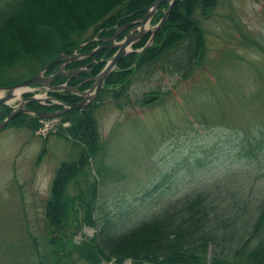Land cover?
Returning a JSON list of instances; mask_svg holds the SVG:
<instances>
[{
  "label": "rangeland",
  "instance_id": "374dc122",
  "mask_svg": "<svg viewBox=\"0 0 264 264\" xmlns=\"http://www.w3.org/2000/svg\"><path fill=\"white\" fill-rule=\"evenodd\" d=\"M201 23L208 53L187 78L148 70L130 84V103L118 107L106 93L93 108L101 148L84 166L87 179L77 175L67 190L73 194L95 175L94 220L99 225L104 216L135 224L162 203L202 191L224 176H233L231 185L239 202L254 201L264 187V149L254 160L239 156L242 137H249L259 121L264 122V81L259 79L264 77V0H221ZM29 71L17 64L0 72V80L19 81L31 75ZM149 91H158L160 98L140 105L137 100ZM259 91L263 93L253 99ZM34 93L48 95L39 89ZM62 121L39 120L35 130L8 123L0 130V264L50 263L44 241L51 181L62 162L76 160L81 152L79 145L59 133L69 124ZM224 216L218 213V218ZM231 216L237 218L233 226L215 233L218 245L209 243V262L212 256L243 261L240 247L226 244L235 234L247 237L252 215L239 211ZM109 225L106 236L121 233ZM96 230L80 224L73 239L88 240ZM258 241L254 237L244 248ZM36 243L40 256L34 250ZM75 262L85 264L78 258ZM102 264L116 263L102 260Z\"/></svg>",
  "mask_w": 264,
  "mask_h": 264
},
{
  "label": "trees",
  "instance_id": "16d2710c",
  "mask_svg": "<svg viewBox=\"0 0 264 264\" xmlns=\"http://www.w3.org/2000/svg\"><path fill=\"white\" fill-rule=\"evenodd\" d=\"M153 1L0 0V72L12 70L23 63L29 73H33L59 53L71 50L96 33L108 36L112 34L114 25L139 18ZM220 2L177 0L156 31L152 43L142 51L125 55L108 73L95 102L82 110L72 109L60 116L62 122L68 121L69 124L61 127L59 133L79 145L81 152L76 160L62 162L51 181L50 196L45 204L47 235L44 246L49 247L45 256L50 261L46 264H77L75 258L85 264H102V260L121 264L128 258L138 264H207L209 243L218 245L215 233L233 226L237 218L231 215L239 211L248 217L252 215L250 233L247 237L235 234L226 245L237 244L243 261L212 256L209 264H264V187L254 201L246 198L239 202L231 185L233 176H224L202 191L181 194L162 203L149 216L131 225L107 216L103 217L100 225L94 220L98 194L95 175L91 182L87 180L86 186L76 187L73 194L67 190L77 175L87 177L84 166L90 165V158H95L101 148L98 124L92 112L100 104L101 95L108 93L115 105L122 107L130 103L128 90L139 73L158 69L166 75L187 78L205 61L208 53L201 18L209 16ZM166 7V2L160 4L152 24L162 17ZM147 37L135 46H143ZM249 41L252 42L251 38ZM93 45L87 44L81 50ZM112 52L102 49L95 56L109 57ZM103 65V62L93 64L92 74H96ZM54 67L55 64L49 70ZM259 79L264 81V77L259 76ZM11 82L0 80V85ZM88 85L89 82L84 86ZM261 93L259 91L251 97L258 98ZM53 94L68 102L78 99L69 92ZM159 98L158 91H149L137 101L146 105ZM29 107L37 110L54 108L36 103H31ZM9 112L10 107L0 104V120ZM259 122L253 132L246 135L249 137H242L240 158L254 160L263 154L264 122ZM39 124V117L20 113L8 125L35 130ZM218 213L225 216L218 218ZM109 223L116 229H122L121 233L106 236ZM80 224L96 227L97 230L88 240L76 242L73 237ZM254 237L260 238V241L245 249L246 243ZM34 250L40 256V244L36 243Z\"/></svg>",
  "mask_w": 264,
  "mask_h": 264
},
{
  "label": "water",
  "instance_id": "95a60500",
  "mask_svg": "<svg viewBox=\"0 0 264 264\" xmlns=\"http://www.w3.org/2000/svg\"><path fill=\"white\" fill-rule=\"evenodd\" d=\"M177 0H154L148 7H146L143 15L141 17H139L135 22V26L133 28V32H127L126 35L118 42L114 43V40L116 38L117 35V31L113 34V36L111 37L112 42L110 44L101 46V47H97L93 50H91L88 53H79L76 52L77 49L81 48L83 45H85L88 42L93 41L94 39L88 40L87 42H84L82 44H80L78 47L75 48V51L72 53H60L58 54L55 58H53L49 63H47L45 66H43L41 69L37 70L35 73H33L31 76H29L28 78L10 84V85H6L3 87H0V89L5 90V93L3 95L0 96V103L3 104H8V102L10 100H17V104L12 106V110L11 112L3 119L0 121V129L2 127H4L5 125H7L9 123V121L15 117L19 112H32L35 113L36 115L42 117V118H50V117H54V116H58L60 115L62 112H65L69 109H75V108H83L86 105H88L89 103L93 102L95 100V98L97 97L104 79L106 78L107 74L117 65V63L119 62V60L125 56L127 53L133 51V49L131 48L132 44H134L135 41H137L138 39L142 38L144 34L146 33H150V37L147 41V43L140 49L143 50L144 48H146L152 41L153 38L155 36L156 31L159 29V27L162 25V23L164 22V20L166 19L172 5L176 2ZM163 2H168V6L166 11L164 12L163 16L161 17V19L158 21V23L156 25H154L153 27H147L151 18L153 17L154 13L157 11L159 5ZM138 31L135 32V30ZM103 47H117L116 51L112 54V56L107 59L104 67L101 69V71L96 74L95 76H93L94 78V82L91 85V87L88 90L82 91L84 97L75 103H64L63 107L57 111H52V112H39L36 110H31L29 108H25L23 107V104L26 102H32V101H37V102H41V101H47V100H55L53 97H38V96H29V97H24L22 96L23 93L26 92V88H28L31 85H38V88L40 89H54V90H68L71 92H77L78 89L77 87H72V86H68L65 84H60V85H50V82L52 80H54L55 78L62 76L61 73L56 72L54 74L51 75H45V71L54 63H56L57 61L65 58L64 63L66 64L69 61L75 60L81 56H85V55H90L92 53H94L96 50L101 49ZM60 68H63V64L60 66ZM83 69L79 68V69H75L73 70L74 72L77 71H82ZM20 89V94L19 97L16 96L15 90Z\"/></svg>",
  "mask_w": 264,
  "mask_h": 264
},
{
  "label": "flooded vegetation",
  "instance_id": "af4514ba",
  "mask_svg": "<svg viewBox=\"0 0 264 264\" xmlns=\"http://www.w3.org/2000/svg\"><path fill=\"white\" fill-rule=\"evenodd\" d=\"M134 20L135 19L129 20V21H126V22H124L122 24L117 25L115 27V29L113 30L112 34L115 32L116 29L118 31L117 32V36H119L122 33L123 30H124V32H123V35L121 37H123L127 32H131L132 33L133 32V28L135 26V24L132 22ZM102 43L108 44V43H110V41L108 40V41H104ZM92 58L93 57H90L86 61H83L84 58L83 59L82 58L78 59L79 61H82V62L80 64L74 63L72 66H68L70 63L65 64L63 70H60V72H59V73H61L63 75L61 77V79H63V81H66L67 83H71L72 86H76L80 91L87 89V88H82V87H83L84 84L87 83V81H89L91 79L90 76L93 75L90 72V64H89V63H91ZM87 64H89L87 66L89 68L88 72H84V71H82V72H73V71H71L74 68H78L80 66L83 67V66H85ZM58 68L59 67L57 65L56 69L53 72H55ZM53 72H51V73H53ZM48 74H50V73H48ZM89 86H88V88H89ZM79 94H77L78 95V99H81L82 96L79 95Z\"/></svg>",
  "mask_w": 264,
  "mask_h": 264
},
{
  "label": "bare ground",
  "instance_id": "6f19581e",
  "mask_svg": "<svg viewBox=\"0 0 264 264\" xmlns=\"http://www.w3.org/2000/svg\"><path fill=\"white\" fill-rule=\"evenodd\" d=\"M20 89L15 90L16 96L19 97ZM124 264H128V261L124 262Z\"/></svg>",
  "mask_w": 264,
  "mask_h": 264
}]
</instances>
